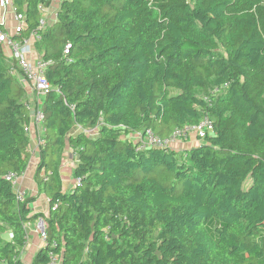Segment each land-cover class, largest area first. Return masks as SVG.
I'll return each mask as SVG.
<instances>
[{
	"label": "trees",
	"instance_id": "trees-1",
	"mask_svg": "<svg viewBox=\"0 0 264 264\" xmlns=\"http://www.w3.org/2000/svg\"><path fill=\"white\" fill-rule=\"evenodd\" d=\"M11 1L24 28L9 39L37 33L51 62L34 108L48 211L31 216L7 179L27 170L33 114L0 50V264H23L36 220L46 244L31 264H264V0H59L40 31L52 0ZM204 118L213 133L184 150L136 139ZM64 149L68 191L53 170Z\"/></svg>",
	"mask_w": 264,
	"mask_h": 264
},
{
	"label": "built area",
	"instance_id": "built-area-1",
	"mask_svg": "<svg viewBox=\"0 0 264 264\" xmlns=\"http://www.w3.org/2000/svg\"><path fill=\"white\" fill-rule=\"evenodd\" d=\"M12 1L10 0V4ZM59 3V0H58ZM2 6H4V3L2 2ZM12 7V4H11ZM47 8H40L42 11V15L44 14V11ZM13 12V20L15 22V27L11 34H8L6 32H3L1 30L0 26V50L7 45L10 49L11 58H14L17 61V65L21 71V80L26 83L28 89L33 95V98L36 99V101L39 104V100L41 97L46 96L50 92V85L46 79L45 71L48 68V66L51 64V62H45L41 60L40 58L36 59L33 63L28 62V60L25 58V53L29 51V45L33 42V44L39 40V36L37 33H32L30 37L23 41V42H14L9 39V36L16 35L21 32V30L24 28V17L19 14H15L14 10ZM41 15V17H42ZM46 27L45 21L41 19L40 25L38 27V31L44 29ZM70 48V45L67 44L65 46L64 53L68 54V49ZM33 114V125L34 129L41 127V123L43 121V115L40 111L35 110L32 112ZM40 129V128H39ZM38 130V129H37ZM25 131L27 132L29 139L30 134H32L31 126L25 128ZM79 131L92 136L94 135V129H87ZM213 133V125L212 122L204 118L199 124L193 125V126H185L183 128H177L173 131L171 136L167 139L161 140L156 137H154L150 132H146L144 137H142L141 134H138L136 139L141 142L142 145L149 146V147H156V148H164V147H170L175 148V144L177 143H186L189 141L190 137H194L196 140L204 139L206 136ZM32 141H34V148L33 152H38L40 147L43 146L44 141L40 136V133H36L34 137H32ZM42 176V174H41ZM14 186H16L17 178L10 175L8 178ZM19 200H22V196L18 194ZM42 228V230H41ZM36 232H38L40 240L46 244V237L43 233V224L39 227H36ZM50 264H60V258L59 256H52Z\"/></svg>",
	"mask_w": 264,
	"mask_h": 264
},
{
	"label": "crops",
	"instance_id": "crops-1",
	"mask_svg": "<svg viewBox=\"0 0 264 264\" xmlns=\"http://www.w3.org/2000/svg\"><path fill=\"white\" fill-rule=\"evenodd\" d=\"M2 2L4 3V6H2ZM58 8V0H52V4L49 8H47L44 11V14L42 15L41 19L45 21L46 26L47 25H52L55 21L56 18V11ZM0 26H2V31L6 32L8 34H11L14 27H15V22L13 20V12H12V7L10 4V0H0ZM2 52L4 56L8 59H10V49L8 48L7 45H5L2 48ZM25 58L28 60V62L33 63L36 59H38V54L36 53L34 49V44L33 42L29 45V51L25 53ZM21 84L25 87L26 92H27V100H28V109L34 111L35 108V103L36 99L33 98L32 93L28 89L27 85L25 82L20 80ZM33 117V116H32ZM32 131V134H30V144L28 147V154L30 155V160H29V165L27 167V170L25 173L17 178V183L15 186V190L17 194H20L23 199L25 198H34V201L29 204V209L31 212V216L35 214H45L48 211V199L44 194H39L37 190V185L34 180V173L36 170V165L38 163V152H33L34 148V141H32V137L36 133H40V127L34 129L33 125V119H31L30 124ZM38 129V130H37ZM196 144L194 141H190L187 143H177L175 144V149L179 150L181 148H188V145ZM184 150V149H183ZM76 162H74L73 166L71 165V169L69 170V177H65L66 182H63L60 177L63 176L62 173H59V181L62 183L64 189L67 191L72 189L76 183L75 180L72 179L71 177V172L73 170V167ZM31 164V166H30ZM31 169V170H30ZM29 170V171H28ZM22 199V200H23ZM42 221L41 220H36L35 222H30L25 225L26 233H27V245L25 246L24 251L22 252L20 256V260L23 264H31V261L34 257V255L44 247V243L40 240L38 232H36V227H39L41 225ZM11 236L8 234L3 237L4 240L9 241ZM26 259V260H25Z\"/></svg>",
	"mask_w": 264,
	"mask_h": 264
},
{
	"label": "rangeland",
	"instance_id": "rangeland-1",
	"mask_svg": "<svg viewBox=\"0 0 264 264\" xmlns=\"http://www.w3.org/2000/svg\"><path fill=\"white\" fill-rule=\"evenodd\" d=\"M187 147L189 148L190 146L188 145ZM183 149H185V148H181L179 150H183ZM74 162H75V160L72 159V154L70 153L69 150L64 149V150H61L59 152L58 159H57V165L54 167L53 170L55 173H58V174L62 173L63 174V176L60 177L63 182H66L65 177H69V175H66V174H69V170L71 169V165L73 166ZM30 166H31V164H30Z\"/></svg>",
	"mask_w": 264,
	"mask_h": 264
},
{
	"label": "water",
	"instance_id": "water-1",
	"mask_svg": "<svg viewBox=\"0 0 264 264\" xmlns=\"http://www.w3.org/2000/svg\"><path fill=\"white\" fill-rule=\"evenodd\" d=\"M41 230H42V228H41Z\"/></svg>",
	"mask_w": 264,
	"mask_h": 264
}]
</instances>
